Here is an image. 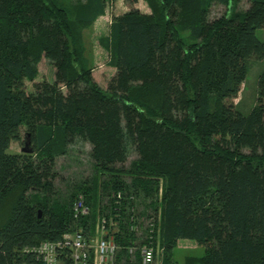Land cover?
<instances>
[{"label":"trees","instance_id":"1","mask_svg":"<svg viewBox=\"0 0 264 264\" xmlns=\"http://www.w3.org/2000/svg\"><path fill=\"white\" fill-rule=\"evenodd\" d=\"M114 1L0 0V264H40L35 246L77 228L89 239L103 212L117 262L157 225L160 264H264V70L250 110L233 103L264 58V0H123L99 39L114 70L101 87L82 34ZM42 59L51 81L36 80ZM77 139L92 174L61 193L57 159ZM79 196L89 214L73 217ZM179 240L202 256L172 259ZM56 264H72L68 249Z\"/></svg>","mask_w":264,"mask_h":264},{"label":"rangeland","instance_id":"2","mask_svg":"<svg viewBox=\"0 0 264 264\" xmlns=\"http://www.w3.org/2000/svg\"><path fill=\"white\" fill-rule=\"evenodd\" d=\"M136 8L141 11L148 12V6L143 0H137L135 4ZM237 9H242L244 3H240L237 6ZM129 7L124 3L123 0H115L113 4L107 5L105 8L104 14L99 16L90 27L84 29L82 34L83 46H84V55L89 60V64L92 70V76L94 80L101 86L105 87L107 80L113 73V69L108 65V53L107 50L100 45L99 39H103L108 36L109 33V24L111 22L112 16L118 15L126 11ZM220 8H213V12H220ZM257 36L263 40L264 39V30H258ZM38 75L36 80L45 79L51 81L53 77V69L50 64L42 59L38 65ZM264 70V58L261 60H250L248 73L245 77L244 82L240 86V90L237 94V97L233 100L237 106V110L241 113L246 114L250 108L254 105L255 95H256V80L258 75ZM27 89L31 88L30 83H26ZM25 142L23 143H11L9 146V151L11 152H20L25 148ZM89 145L77 139L76 142L70 146L65 155L60 156L57 159V171L60 174L61 180L55 182L56 188L59 189V192H64L65 187L70 186L72 183L79 181L81 179L90 177L92 171L89 165ZM127 160L125 162V167H127L130 162L135 161V153L128 147L127 148ZM126 182V176L122 177ZM136 199V198H135ZM138 200H135V203ZM105 204V202H103ZM107 210V208H105ZM101 214L107 215V212ZM113 221V217L107 215ZM97 214L95 217L94 225L92 226V232L89 231L87 236L91 239L96 237L95 227L97 224ZM140 218V217H139ZM142 218H144L142 216ZM144 222V221H143ZM116 223V222H115ZM152 246H156V242ZM203 246L196 244L191 240H179L176 244V247L171 252V258L177 261L178 263L184 262L186 257L197 259L203 254ZM163 249H157V252L154 256L153 264H160L163 257ZM136 260V259H135ZM137 262V261H135Z\"/></svg>","mask_w":264,"mask_h":264},{"label":"built area","instance_id":"3","mask_svg":"<svg viewBox=\"0 0 264 264\" xmlns=\"http://www.w3.org/2000/svg\"><path fill=\"white\" fill-rule=\"evenodd\" d=\"M117 199L120 198V193H116ZM117 201H115L116 203ZM73 217L86 216L89 214V207L79 199L72 204ZM138 217L135 218L137 220ZM147 217H145L146 219ZM140 220L144 218L140 217ZM158 221V218H157ZM149 222V219L147 223ZM151 226V225H149ZM137 234L140 232L132 228ZM117 231L116 223L111 221V218L105 214L98 216L97 224L95 227L96 237L94 239H87L83 236L82 230L77 228L69 233L62 235L57 241H43L33 248L38 256L40 264H56L58 251L68 249L70 251V258L72 264H133L135 263V253H138V264H153L154 256L159 249L158 232L159 229L156 225L155 237L151 234L153 230L149 231L146 236V241L138 244L137 246H130L127 248L128 261L123 260L117 262L116 257L119 254V248L114 242V233ZM142 231V230H141ZM140 232L138 235H141ZM154 239V240H153ZM156 242V246H152ZM91 259V262H89Z\"/></svg>","mask_w":264,"mask_h":264},{"label":"water","instance_id":"4","mask_svg":"<svg viewBox=\"0 0 264 264\" xmlns=\"http://www.w3.org/2000/svg\"><path fill=\"white\" fill-rule=\"evenodd\" d=\"M22 151H25V149L23 148Z\"/></svg>","mask_w":264,"mask_h":264}]
</instances>
